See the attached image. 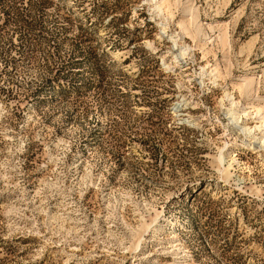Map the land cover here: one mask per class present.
<instances>
[{
  "label": "rangeland",
  "instance_id": "1",
  "mask_svg": "<svg viewBox=\"0 0 264 264\" xmlns=\"http://www.w3.org/2000/svg\"><path fill=\"white\" fill-rule=\"evenodd\" d=\"M167 3L0 0V264H264V0Z\"/></svg>",
  "mask_w": 264,
  "mask_h": 264
},
{
  "label": "bare ground",
  "instance_id": "2",
  "mask_svg": "<svg viewBox=\"0 0 264 264\" xmlns=\"http://www.w3.org/2000/svg\"><path fill=\"white\" fill-rule=\"evenodd\" d=\"M147 3L150 4V8L152 10V13L159 17L161 21V23H159L158 25L160 26L161 30L165 31L166 26L170 19L172 18V14L170 12V10L167 8L168 7V3L167 0H146ZM167 6V7H166ZM165 22V23H164ZM185 26H183L182 23L178 24V28L181 31V35H185L186 34V29L184 28ZM170 38V42L172 43V45L175 47L174 51L176 52L174 54V58L176 60L182 61L185 60L186 57L188 56V54L191 52V48L190 46H188L185 42H182L181 45H178L179 41L182 38H179V40H176V36H171ZM176 38V39H175ZM202 70L205 72L206 70H204L202 68ZM210 75L212 78V83L216 84L217 83V79L220 78V74L219 71L214 68L213 70L210 71ZM211 78H209L211 80ZM246 81V85H249V82L247 79H245ZM238 90H241V85L238 86ZM225 99L228 102V109L226 112V115L228 117V119L231 121L233 127L238 126V129L241 130L243 132V134L246 136V138L248 139V144H244L243 146H245L246 148H250V145L255 146L252 150H255L256 147L257 148H262L264 149V132L262 133V135L257 134L256 132L258 131H262L264 130V113L260 114L262 111V108H255L254 112H250L248 111L247 108H242V107H238L237 102L235 101V99L232 97V95H230L229 93L225 94ZM254 114V116H258V121L256 124L250 126L248 121H243V118L252 116ZM252 118V119H255ZM222 156H220V159Z\"/></svg>",
  "mask_w": 264,
  "mask_h": 264
}]
</instances>
